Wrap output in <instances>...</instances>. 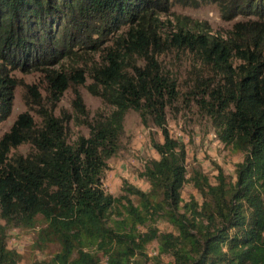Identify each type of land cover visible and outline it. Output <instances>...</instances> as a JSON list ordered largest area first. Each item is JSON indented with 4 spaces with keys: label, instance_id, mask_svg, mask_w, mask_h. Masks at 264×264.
<instances>
[{
    "label": "trees",
    "instance_id": "obj_1",
    "mask_svg": "<svg viewBox=\"0 0 264 264\" xmlns=\"http://www.w3.org/2000/svg\"><path fill=\"white\" fill-rule=\"evenodd\" d=\"M173 1L0 0V122L20 85L10 76L13 67L37 68L43 57L38 68L46 71L52 53L70 56L77 44L95 48L110 41L101 61L78 69L74 79L84 85L89 77L88 92L107 112L90 116L77 92L72 113L56 114L73 80L52 70L51 108L29 88L37 95L39 123L22 112L0 137V264L21 262L8 246L12 228L35 230L31 248L49 252L33 264H264V0H182L216 4L224 20L248 19L222 36L188 18L162 36L160 15ZM172 52L193 59L183 82L186 97L160 60ZM181 96L209 119L223 145L243 155L234 175L217 165L213 179L198 167L187 170L185 145L167 126V113ZM129 110L159 129L162 140H151L159 157L140 173L147 191L123 182L113 196L102 178ZM72 121L88 134L70 140ZM22 144L31 149L15 154ZM186 184L199 198H182ZM159 218L173 230L159 231ZM151 243L154 257L147 255Z\"/></svg>",
    "mask_w": 264,
    "mask_h": 264
},
{
    "label": "rangeland",
    "instance_id": "obj_2",
    "mask_svg": "<svg viewBox=\"0 0 264 264\" xmlns=\"http://www.w3.org/2000/svg\"><path fill=\"white\" fill-rule=\"evenodd\" d=\"M182 0L173 1L168 12L160 15L162 36L171 35L176 32L187 19L195 21L202 26L204 31L214 35L227 36V32L236 21H243L248 17L238 15L232 20H224L219 12L216 4H199L183 5ZM124 27L122 28V30ZM74 33V32H73ZM119 33L116 32L115 36ZM95 35H93V38ZM114 36H108L112 38ZM68 40V39H67ZM76 40L75 38L73 39ZM110 44V41L105 39L103 44L91 48L85 47L80 49V45H75V54L70 56L52 53L53 61L47 62L43 68L44 58L40 57L37 68L21 69L20 66L13 67L10 70V76L14 77L19 84L14 91L13 106L10 115L0 122V137L9 130L13 121L18 114L28 112L38 124L40 118L37 114V95L40 101L51 108L52 96L47 93L50 84L47 80L48 75L51 76V71H61L66 73L71 82L69 88L64 92L59 102L55 113L65 111L72 113V104L76 93H80L85 108L89 115L92 116L95 112H107L108 107L103 104L97 96L91 95L86 86L90 84L91 79L87 77L84 85H79L75 82L78 69L91 66L94 62L101 61L102 48ZM79 48V49H77ZM160 60L177 75L181 86L182 95L185 96V87L183 82L189 71L193 68V59L188 52H172L160 56ZM86 64V65H85ZM200 67V66H198ZM48 72V73H47ZM45 73L47 75L45 76ZM85 75V73H84ZM75 79V80H74ZM35 88L36 94L29 90ZM186 97V96H185ZM181 96L175 103L174 107L167 113V126L172 137L184 143L186 148V168L190 171L194 167L201 169L202 173L213 179L216 174V165L220 166L225 173L234 175L235 165L241 161L243 155L234 152L230 147L223 145L217 138L214 128L209 119L200 115L193 107V102L187 106ZM68 136L70 140H74L79 134L87 135L86 127L72 121L69 123ZM152 138L156 141H161L160 131L150 121L144 124L139 117V114L134 110H129L123 121V133L120 136L117 152L107 160V167L102 178V186L104 190L113 196L121 194V186L123 182H127L143 191L148 190V182L140 175L144 164L150 159H157L158 153L152 147ZM31 149L30 145L22 144L15 149V154H26ZM182 198L188 200L190 195L199 198L197 191L190 184H186L181 191ZM0 223H3L0 220ZM159 231L173 230L171 226L164 220L159 218L154 224ZM35 237V230L12 228L8 231V246L15 249L22 256L20 264H33L34 260H42L49 255L48 251H35L31 248L32 241ZM52 249H55L53 246ZM156 243H151L147 247V255L154 257L156 255ZM165 263H169V257L162 256ZM147 264H154L150 261Z\"/></svg>",
    "mask_w": 264,
    "mask_h": 264
}]
</instances>
